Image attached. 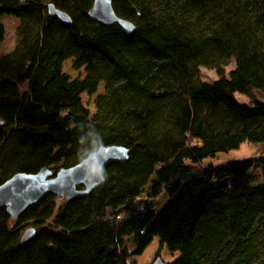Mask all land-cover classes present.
<instances>
[{"label": "trees", "instance_id": "trees-1", "mask_svg": "<svg viewBox=\"0 0 264 264\" xmlns=\"http://www.w3.org/2000/svg\"><path fill=\"white\" fill-rule=\"evenodd\" d=\"M93 4L0 0V40L1 16L19 19L0 55V185L102 145L130 150L85 196L47 194L17 219L0 209V264H136L156 237L169 264H264V0H113L132 33L91 19ZM102 84L91 116L82 94ZM245 142L257 158L214 163Z\"/></svg>", "mask_w": 264, "mask_h": 264}, {"label": "water", "instance_id": "water-1", "mask_svg": "<svg viewBox=\"0 0 264 264\" xmlns=\"http://www.w3.org/2000/svg\"><path fill=\"white\" fill-rule=\"evenodd\" d=\"M49 14L69 26L71 17L58 9L53 3L48 5ZM89 16L107 27L121 25L127 31L136 30L133 23L119 17L114 9L113 0H94ZM104 156L107 159H104ZM130 158V150L122 145H102L91 152L81 162L61 168L56 174L48 168L37 173L19 172L0 185V209L6 208L13 219L19 218L26 210L37 204L47 194L57 195L72 201L85 196L96 187L105 183L93 178L91 169L95 161L103 163V167L112 163H124ZM34 228L25 231L22 241L27 242L34 234ZM152 264H169L162 257H157Z\"/></svg>", "mask_w": 264, "mask_h": 264}, {"label": "rangeland", "instance_id": "rangeland-1", "mask_svg": "<svg viewBox=\"0 0 264 264\" xmlns=\"http://www.w3.org/2000/svg\"><path fill=\"white\" fill-rule=\"evenodd\" d=\"M1 19L5 25V37L0 40V55H4L12 51L16 46V30L19 24V19L8 14L1 16ZM234 66L235 64L233 61L226 67V72L229 73ZM64 71L69 73L73 78L79 76L84 78L86 76L84 68L80 70L74 68L72 59L67 60L64 63ZM201 73L205 81H214L218 78L217 71L214 69L202 67ZM104 92L105 85L102 84L95 95H89L87 93L82 94L83 104L90 110L91 116H94L97 113L96 99ZM236 96L241 103L250 104V98L247 95L237 93ZM259 155L260 150L258 144L245 142L238 149L219 153V155L214 158V163L216 165H223L229 161L257 158ZM166 201V195L156 199L155 202L157 208L161 207ZM157 255H160L165 261H170L172 259V255L169 253L167 245L161 246L159 238L156 237L146 248L144 253L136 257V264H152Z\"/></svg>", "mask_w": 264, "mask_h": 264}, {"label": "clouds", "instance_id": "clouds-1", "mask_svg": "<svg viewBox=\"0 0 264 264\" xmlns=\"http://www.w3.org/2000/svg\"><path fill=\"white\" fill-rule=\"evenodd\" d=\"M0 123H2V121H0ZM104 159H107V157L104 156ZM91 172H92L93 178L94 179L98 178L99 182H103L107 178L104 172L103 163L100 162L99 160L95 161V164L93 168L91 169Z\"/></svg>", "mask_w": 264, "mask_h": 264}]
</instances>
